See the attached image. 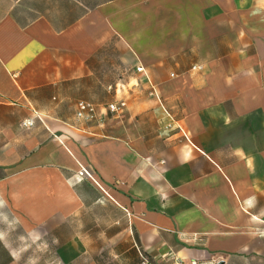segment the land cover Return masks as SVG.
Listing matches in <instances>:
<instances>
[{"label": "crops", "instance_id": "0c3cea01", "mask_svg": "<svg viewBox=\"0 0 264 264\" xmlns=\"http://www.w3.org/2000/svg\"><path fill=\"white\" fill-rule=\"evenodd\" d=\"M19 232L59 264L264 254V0H0V264Z\"/></svg>", "mask_w": 264, "mask_h": 264}, {"label": "rangeland", "instance_id": "374dc122", "mask_svg": "<svg viewBox=\"0 0 264 264\" xmlns=\"http://www.w3.org/2000/svg\"><path fill=\"white\" fill-rule=\"evenodd\" d=\"M18 255L16 256V264H59L56 255H48L46 251L48 246L44 244V240L40 233H36L33 239L26 238L21 232L17 233ZM106 250V249H104ZM104 263L116 264L111 256L100 255ZM223 264H264V254L236 255ZM218 264V263H212Z\"/></svg>", "mask_w": 264, "mask_h": 264}, {"label": "built area", "instance_id": "2783aa9c", "mask_svg": "<svg viewBox=\"0 0 264 264\" xmlns=\"http://www.w3.org/2000/svg\"><path fill=\"white\" fill-rule=\"evenodd\" d=\"M136 71L138 73H143L144 70H143V68L138 67L136 69ZM148 96L157 100L158 102H160V96L153 87L149 88ZM118 111H119V108L116 104H111V105L107 106V112L109 114H116V113H118ZM98 115L99 114H98V111L96 110L95 106L88 104V103H85V102H79L77 104V110H76V118L77 119L96 120L98 118ZM22 125H23V127H30L33 125V122L31 120L24 121L22 123ZM169 127L170 126H168L167 129ZM81 174L83 176H85L87 179H89L99 189H101L99 184L95 181L94 176L90 172L82 169ZM140 258H141V264H149L148 260L142 254H140ZM177 264H180V263H177ZM192 264H195V263H192Z\"/></svg>", "mask_w": 264, "mask_h": 264}, {"label": "water", "instance_id": "95a60500", "mask_svg": "<svg viewBox=\"0 0 264 264\" xmlns=\"http://www.w3.org/2000/svg\"><path fill=\"white\" fill-rule=\"evenodd\" d=\"M218 264H223V262H219Z\"/></svg>", "mask_w": 264, "mask_h": 264}]
</instances>
